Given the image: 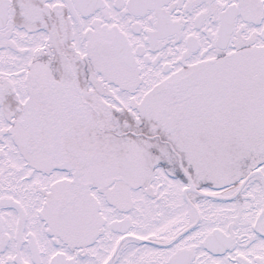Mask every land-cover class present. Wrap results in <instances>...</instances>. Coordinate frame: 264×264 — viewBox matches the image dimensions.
Segmentation results:
<instances>
[{
  "label": "snow or ice",
  "instance_id": "1",
  "mask_svg": "<svg viewBox=\"0 0 264 264\" xmlns=\"http://www.w3.org/2000/svg\"><path fill=\"white\" fill-rule=\"evenodd\" d=\"M0 264H264V0H0Z\"/></svg>",
  "mask_w": 264,
  "mask_h": 264
}]
</instances>
